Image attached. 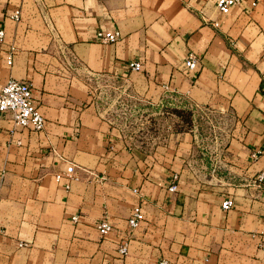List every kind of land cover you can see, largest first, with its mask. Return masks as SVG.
I'll return each mask as SVG.
<instances>
[{"label":"crops","instance_id":"crops-1","mask_svg":"<svg viewBox=\"0 0 264 264\" xmlns=\"http://www.w3.org/2000/svg\"><path fill=\"white\" fill-rule=\"evenodd\" d=\"M0 28V89L28 82L46 121L32 132L0 114V264H264V0L227 15L217 0H0ZM102 83L143 112L150 144L101 107ZM179 107L191 127L165 131Z\"/></svg>","mask_w":264,"mask_h":264},{"label":"built area","instance_id":"built-area-1","mask_svg":"<svg viewBox=\"0 0 264 264\" xmlns=\"http://www.w3.org/2000/svg\"><path fill=\"white\" fill-rule=\"evenodd\" d=\"M242 4V0H217V8L223 14H229L233 8L238 7ZM251 6L254 8L256 2H253ZM22 17L20 10H15L10 18L13 21H20ZM215 27H219V23L216 22ZM5 30L0 28V44L5 40ZM121 35L118 31H100L97 35V39L105 44L115 43L119 41ZM16 54V48L11 47L10 50L6 53L5 57L7 64L12 66L14 63V57ZM130 68L133 71H141L143 65L138 62L130 63ZM188 68L195 70L198 67V61L195 57L187 62ZM169 90L170 88L167 87ZM32 86L21 80L12 79L4 87L0 89V114H10L13 117L16 125L22 129L30 130L32 132H42L46 128V121L43 115L41 114L39 108L35 105L33 96H32ZM198 115V113L196 112ZM74 167L69 168V173H72ZM178 176H174V182L168 188L170 193H177L179 191ZM255 181L259 184L264 185V171L258 173L255 177ZM69 188V187H68ZM234 205L233 200H227L222 204V208L226 211L232 209ZM74 222L79 221V216L73 217ZM146 221V214L143 207L138 204L133 207L128 225L130 229L136 230L142 226ZM98 230L102 235H109L113 227L109 221L103 220L98 223ZM256 237L260 241V246L264 249V233L257 234ZM23 246V245H21ZM120 254L125 257L128 255V246L124 244L119 250ZM161 264H169L167 261H162Z\"/></svg>","mask_w":264,"mask_h":264},{"label":"rangeland","instance_id":"rangeland-1","mask_svg":"<svg viewBox=\"0 0 264 264\" xmlns=\"http://www.w3.org/2000/svg\"><path fill=\"white\" fill-rule=\"evenodd\" d=\"M97 94H100V102L101 107L107 111V114L113 118V120L116 122V124L127 133V135L131 138L132 144H137L139 146H146L147 144H150L146 137V130H145V115L142 111H138L137 109H132V104L127 101L126 99L119 97L116 95L117 90H107V87L105 84H101L100 87L97 89ZM166 114L162 117L165 119L162 121V125L166 126L171 124V119H174V129L175 130H183L187 128V124L190 122V120L194 117L190 118L189 115H185V117L180 118L177 114H175L174 111L171 109H166L164 111ZM207 113H209L207 111ZM213 118L218 119V115L213 114ZM203 117H199V122L203 126L202 128L205 130V133H209L210 126L206 124L207 121H209L211 118L210 115L203 114ZM168 117V118H167ZM179 119V122H176V119ZM203 118V119H201ZM191 122V123H192ZM158 130V129H157ZM165 133V132H164Z\"/></svg>","mask_w":264,"mask_h":264},{"label":"trees","instance_id":"trees-1","mask_svg":"<svg viewBox=\"0 0 264 264\" xmlns=\"http://www.w3.org/2000/svg\"><path fill=\"white\" fill-rule=\"evenodd\" d=\"M168 110V108H165V110ZM172 111H174L175 112V114H177L178 116H180V118H184L185 117V115L187 114V115H189L190 116V118H192V117H194V109H191V108H189V107H179V108H172L171 109ZM197 118V117H196ZM192 119L190 120V122L187 124V128L188 127H191V125H192Z\"/></svg>","mask_w":264,"mask_h":264}]
</instances>
